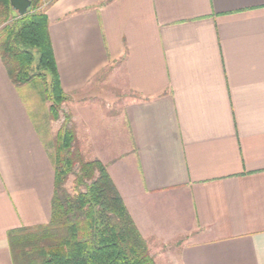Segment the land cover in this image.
<instances>
[{
    "label": "crops",
    "instance_id": "obj_1",
    "mask_svg": "<svg viewBox=\"0 0 264 264\" xmlns=\"http://www.w3.org/2000/svg\"><path fill=\"white\" fill-rule=\"evenodd\" d=\"M42 1L67 104L100 81L123 98L106 117L112 140L76 133L104 146L94 159L151 254L264 264V0ZM29 84L13 83L0 55L1 264H14L9 231L53 214V150Z\"/></svg>",
    "mask_w": 264,
    "mask_h": 264
},
{
    "label": "trees",
    "instance_id": "obj_2",
    "mask_svg": "<svg viewBox=\"0 0 264 264\" xmlns=\"http://www.w3.org/2000/svg\"><path fill=\"white\" fill-rule=\"evenodd\" d=\"M43 5L31 0L25 15L9 17L10 0H0V18H10L0 34V55L16 85L43 83L50 116L59 120L70 95L61 85ZM52 158V220L9 231L14 264L17 255L22 264H157L107 165L83 158L70 113L55 137ZM72 174L73 193L66 187Z\"/></svg>",
    "mask_w": 264,
    "mask_h": 264
},
{
    "label": "rangeland",
    "instance_id": "obj_3",
    "mask_svg": "<svg viewBox=\"0 0 264 264\" xmlns=\"http://www.w3.org/2000/svg\"><path fill=\"white\" fill-rule=\"evenodd\" d=\"M16 14L17 13L13 10L9 14V17H12ZM7 19H10V18L5 19L3 17V20L2 18H0V34L2 32L4 25L7 23L5 22ZM28 86H29L28 87L29 98L31 100L30 104L33 108V113L36 114L37 112V115H39V119H41L42 122L46 120L48 123L47 142L49 143L48 145H50V147L52 148L53 153L55 149V137L59 129L62 127L64 123L65 115L68 113L72 115V123L76 131L77 129H80V131L83 130V135L85 136L84 138H88L87 135L91 136L92 134H95L97 136L100 134L103 135L105 133V135L110 136L111 140L113 139L114 130L115 129L117 130V126H113L111 121H109L108 119L106 120V117L113 118L115 114L117 115L119 113L123 98H120L119 95H116V90L112 88L111 84L109 86L106 81H100L98 87L102 89H99V88L93 89L91 93L88 95V97L86 98L85 102H81L78 105H73V106L67 103L64 104L60 112L61 115H60L59 120H53L51 118L49 109H47L46 106L44 105L38 106L39 103L37 102V100H39V97L37 96V94L39 91H41L40 101L41 99L43 100L44 98L43 97L44 96L43 83L37 80L29 84ZM75 115L78 116L77 121L73 120V116ZM35 117L37 116L35 115ZM56 129L58 130L57 132H56ZM115 145L116 143L112 145H108V152H110ZM78 147L81 153L83 154V158L85 160H92L94 159V157H96V155H98L101 148L104 146L101 144H97V143H92V144L87 145L84 143V140L80 137L78 139ZM74 179H75V176L72 174L68 182L66 183L67 189L72 193L75 191L74 190L75 189ZM174 246H171V248L174 249L173 248ZM29 248L32 249L34 247L31 246ZM149 251H150V248H149ZM155 251L156 250L153 251L155 253V256L151 254V251H150V254L151 256H153L157 264H176L175 261H171V259L169 257H166L165 254L161 255L163 253V249H159L156 252ZM16 260L18 264H22V261L20 257H18V255L16 257Z\"/></svg>",
    "mask_w": 264,
    "mask_h": 264
},
{
    "label": "water",
    "instance_id": "obj_4",
    "mask_svg": "<svg viewBox=\"0 0 264 264\" xmlns=\"http://www.w3.org/2000/svg\"><path fill=\"white\" fill-rule=\"evenodd\" d=\"M10 3L18 15H25L31 6V0H10Z\"/></svg>",
    "mask_w": 264,
    "mask_h": 264
},
{
    "label": "built area",
    "instance_id": "obj_5",
    "mask_svg": "<svg viewBox=\"0 0 264 264\" xmlns=\"http://www.w3.org/2000/svg\"><path fill=\"white\" fill-rule=\"evenodd\" d=\"M1 264V263H0Z\"/></svg>",
    "mask_w": 264,
    "mask_h": 264
}]
</instances>
